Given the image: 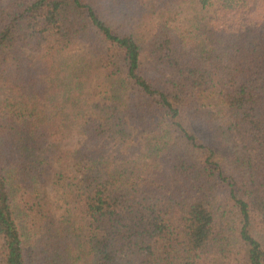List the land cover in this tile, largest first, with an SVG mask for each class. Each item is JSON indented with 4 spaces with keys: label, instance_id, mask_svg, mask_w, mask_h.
I'll return each instance as SVG.
<instances>
[{
    "label": "trees",
    "instance_id": "trees-1",
    "mask_svg": "<svg viewBox=\"0 0 264 264\" xmlns=\"http://www.w3.org/2000/svg\"><path fill=\"white\" fill-rule=\"evenodd\" d=\"M0 264H264V0H0Z\"/></svg>",
    "mask_w": 264,
    "mask_h": 264
},
{
    "label": "rangeland",
    "instance_id": "rangeland-1",
    "mask_svg": "<svg viewBox=\"0 0 264 264\" xmlns=\"http://www.w3.org/2000/svg\"><path fill=\"white\" fill-rule=\"evenodd\" d=\"M214 10L215 9H212L210 11L209 15H213ZM172 17H173L174 24L179 25V26H184L188 22L187 17L190 18V14H189V11H188L186 6L177 5L173 8ZM154 31H155V24H153V23L143 28V32L147 38L150 37L151 35H153ZM4 96L6 97V95H4ZM210 101H213V99L211 98ZM80 141H81V138L75 137V138L69 140L67 143H65L63 145V148L64 149H73L80 144L79 143ZM46 194L51 201L52 211H53L55 217L58 219H61L65 214V206L62 204L60 199L57 197V194L52 187H49L47 189Z\"/></svg>",
    "mask_w": 264,
    "mask_h": 264
}]
</instances>
